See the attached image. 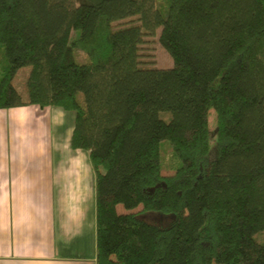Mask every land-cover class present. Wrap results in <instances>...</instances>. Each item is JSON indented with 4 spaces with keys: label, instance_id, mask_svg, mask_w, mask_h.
<instances>
[{
    "label": "trees",
    "instance_id": "1",
    "mask_svg": "<svg viewBox=\"0 0 264 264\" xmlns=\"http://www.w3.org/2000/svg\"><path fill=\"white\" fill-rule=\"evenodd\" d=\"M159 30L169 68L141 58ZM29 105L75 113L97 264H264V0H0V108ZM149 211L177 219L162 228Z\"/></svg>",
    "mask_w": 264,
    "mask_h": 264
},
{
    "label": "crops",
    "instance_id": "2",
    "mask_svg": "<svg viewBox=\"0 0 264 264\" xmlns=\"http://www.w3.org/2000/svg\"><path fill=\"white\" fill-rule=\"evenodd\" d=\"M74 125L60 107L0 108V264H97L96 174Z\"/></svg>",
    "mask_w": 264,
    "mask_h": 264
},
{
    "label": "rangeland",
    "instance_id": "3",
    "mask_svg": "<svg viewBox=\"0 0 264 264\" xmlns=\"http://www.w3.org/2000/svg\"><path fill=\"white\" fill-rule=\"evenodd\" d=\"M159 32L154 36L146 37V41L141 45V54L142 60L146 62L147 65L155 66L158 68H169L172 67L174 62L171 55L167 52V50L161 45L159 41ZM79 31H76L72 34L71 39L79 36ZM75 60L78 62H85L88 60L86 53L80 49L74 51ZM30 66L22 67L18 70L17 74L14 77L13 84L15 87L24 95L27 94V78L29 75ZM163 118L168 119L170 114L163 113ZM215 111L210 110L209 122H210V136H211V149H210V157L213 159L216 156V133H215ZM161 153L163 158L164 166L171 159V148L167 141L162 142ZM174 171H169L164 169L163 174L169 173L173 174ZM140 209V207H139ZM187 213L186 210L182 212ZM139 218L147 223L157 225L159 227L165 228L169 227L173 221L177 219L175 214H164L157 211H149L139 214ZM255 238L260 243L264 244V232L258 233L255 235ZM220 264V263H213Z\"/></svg>",
    "mask_w": 264,
    "mask_h": 264
}]
</instances>
